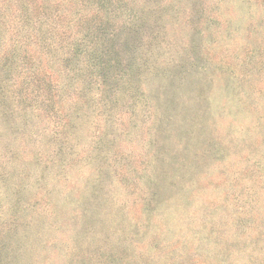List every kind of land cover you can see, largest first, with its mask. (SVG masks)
Listing matches in <instances>:
<instances>
[{"label":"rangeland","instance_id":"rangeland-1","mask_svg":"<svg viewBox=\"0 0 264 264\" xmlns=\"http://www.w3.org/2000/svg\"><path fill=\"white\" fill-rule=\"evenodd\" d=\"M0 264H264V0H0Z\"/></svg>","mask_w":264,"mask_h":264}]
</instances>
